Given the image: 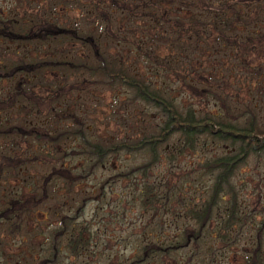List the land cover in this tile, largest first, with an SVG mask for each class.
<instances>
[{"label": "trees", "instance_id": "obj_1", "mask_svg": "<svg viewBox=\"0 0 264 264\" xmlns=\"http://www.w3.org/2000/svg\"><path fill=\"white\" fill-rule=\"evenodd\" d=\"M104 4L108 8H103ZM88 7L104 17L107 30L113 27L110 21L115 14L126 17L129 26L134 24L132 20H141L146 25L143 33L149 35V42L151 39L157 41V32L149 34L151 25L148 22L163 24L166 30L160 34L166 38L161 36L158 40L165 45L166 53L159 55L152 47L147 48L143 55L152 63V69L138 73L117 55L103 54L93 32L97 27L93 24L81 30L41 17L29 20L25 29L0 19V37L4 41L61 39L77 42L87 49L84 58L77 62L44 59L0 63V81L8 84L6 93H0V140L15 145L24 142L26 149L33 152L31 159H23L7 146L0 147V175L4 176L3 166L8 173L16 175L14 163L17 160L23 166L46 156L47 164H51L48 174L37 176L39 184L28 190V197L19 195L0 210V218H3L0 230H18L24 226L21 224L29 213L40 210L51 196L59 198L47 182L53 185L64 182L67 184L66 201L73 205L69 210L72 214L66 211L60 215L53 240L39 258H27L25 264H58L57 254L61 250L73 255L86 251L91 239L89 229L75 217L87 197H79V203L75 204L70 187L81 182L108 158L125 152L145 159L135 168L116 173L112 178L126 177L135 171L147 178L149 173L153 184L146 181L142 184L138 195L141 208L150 209L161 228L168 223L182 227L176 234L177 240L146 243L133 252L125 264H146L147 254H161L171 247L176 249L189 241L201 240L206 225L215 217L219 222L217 237L235 243L239 228L253 218L255 212L252 208L244 209L237 199L234 179L240 167L252 157L264 155V121L259 105L264 95L244 92L252 83L256 86L255 93L264 94V88L260 87L264 86L261 85L264 84V0H103L92 1V6L88 4ZM101 28L99 24L97 32ZM254 51L263 55V63L256 68L250 64ZM207 52L216 57V67L220 68L221 74L215 73L214 67L210 66L215 61L201 59ZM59 66L75 72L82 70L83 74L94 78V82L123 88L130 95L129 101L137 103L139 113L150 118L151 124L135 136L102 137L93 133L82 124L75 111L68 108L71 85L77 84V81L69 82V72L60 77L63 84H45L39 79H31L32 74L42 79L45 72ZM228 74L233 78L243 74L245 86L233 84L234 80L229 79ZM19 76L26 82L17 78ZM14 81L19 82L17 88ZM36 88L45 90L42 99ZM184 90L202 97V106L189 100L181 101L174 95ZM245 94L248 97L242 101ZM211 100L219 102V106L209 108ZM56 103L60 105L58 108H55ZM44 117H49L50 122H44ZM54 118L72 123L60 126ZM47 145L51 151L44 152ZM197 151L199 153L195 155L201 159L187 169L179 166V159L184 154ZM78 155L84 156L79 166L72 161ZM50 161H59V164ZM164 161L170 166L166 172L158 173L156 168ZM167 174L169 179L164 178ZM102 185L97 188L95 197L102 193ZM13 211H16L15 218ZM252 230L240 264H264V220Z\"/></svg>", "mask_w": 264, "mask_h": 264}, {"label": "rangeland", "instance_id": "obj_2", "mask_svg": "<svg viewBox=\"0 0 264 264\" xmlns=\"http://www.w3.org/2000/svg\"><path fill=\"white\" fill-rule=\"evenodd\" d=\"M92 1L103 0H0V19L6 24L12 23L15 27L19 26L25 29L28 28L29 20L35 21L41 17L49 21L52 20L61 26L81 30H86L92 24L98 28L100 24L102 28L98 32L96 28L93 32L97 36L105 56L117 55L124 63L134 67L138 73L151 70L152 63L143 53L149 47H152L156 54L164 55L166 53L165 45L158 40L161 36L166 38L165 35L160 34L166 30L164 25L148 22L151 25L149 34L152 35L153 31L157 32L156 42L152 39L149 42V35L143 33L146 28L144 22L134 19L132 20L134 24L129 26L128 19L121 14L111 16L110 22L113 23V27L111 28L110 25L111 29L107 30L104 17L95 13L92 7H88V4L92 6ZM103 8H108V6L104 4ZM18 33L23 34V32ZM86 54V47L84 48L77 42L71 43V41L66 42L61 39L4 41L0 37V63L44 59H69L70 62H77ZM205 58H208V61L213 60V62L216 60L211 52H207L205 57L201 59ZM221 60L223 61V59ZM250 60L252 68H256L258 64L263 63V55L254 51ZM184 63L186 64V61ZM216 65V61L210 63V66L214 67L213 71L221 74L220 68ZM66 72H69L68 80L70 83L77 81L76 85H71L68 108L74 110L82 124L93 133L102 137H125L129 134L135 136L147 124H151L150 118L147 119L139 113L137 103L129 101L130 95L126 90L117 85L110 87L98 81L94 82V78L83 74L82 70L75 72L66 66H59L52 69L51 72H45L42 79L35 74L31 75V79L33 81L39 79L41 83L45 84L56 82L63 84L60 77ZM229 75L228 78L234 80L233 84L241 88L245 86L243 74H239L238 78ZM20 76L17 78H20L23 83L26 82V79ZM170 79L172 80L171 77ZM6 83V81H0L1 94L6 93L8 89ZM18 84L19 82L14 81L16 88ZM260 87L264 88V86ZM36 89L39 98L42 99L45 96V90ZM255 91L256 86L252 83L244 89V92H252L251 94L254 96L264 95L255 93ZM174 95L178 96L181 101L189 100L195 105H201L202 102V97L189 94L185 90L175 92ZM243 97L242 101H245L248 95L245 94ZM211 102L209 108L219 106V102L214 100ZM259 105L262 108L261 117L264 121V96L260 98ZM59 106L58 103L55 104V108ZM43 121L50 122V118L44 117ZM53 121L58 122L60 126H69L72 123L61 118H54ZM3 146L14 150V153L21 158L28 157L31 159L32 157V150L26 149L27 146L24 142L15 145L11 141L0 140V147ZM44 148V152L51 151L49 145ZM195 153L198 154L199 152L184 154L179 159V166L187 169L198 158L201 159ZM44 157L45 159L41 157L28 165L25 163L23 166H20L17 160L14 163L17 166L16 171L18 173L16 175H14L15 173H8L3 166L2 173L4 176L3 174L0 175V210L9 206L10 202L19 195L28 197V190L33 185L39 184L40 179L37 176L48 174L51 164H47V157ZM83 157V155L75 156L72 161L79 166L78 163L83 160ZM142 158L139 155L120 152L108 158L103 165L95 168L81 182L72 184L69 192L72 193L75 204L79 203V197H87L75 220L88 226L91 239L86 246L87 250H81L78 255L61 250L57 254L58 264H125L126 259H130L133 252L146 243L159 244L161 241L177 240L176 234L182 230V227L168 223L161 228L157 224L158 220L151 216V210H143L139 204L138 195L141 193L142 184L145 181L151 182L152 179L149 173L146 174L147 178L136 171L129 173L126 177L112 178L117 175L116 173H123L135 168L145 159ZM64 161H67V158ZM84 161L86 160L84 159ZM53 163L57 165L59 161ZM168 166L170 164L164 161L158 165L156 170L158 173L166 172ZM164 178L169 179L168 174ZM50 183L48 181L47 185L49 184L48 186L59 198L54 199L51 196L50 201L45 203L40 210L29 213V217L21 224L24 226L18 230L16 228L0 230V264H25L27 258H39L44 248L54 238V231L59 225L60 215L73 209V205L66 201L67 184L64 182H57L55 185ZM101 184H103L102 193L95 197L97 188ZM234 185L238 192L237 199L243 208H252L255 212L253 218L239 228L235 243L228 238L222 241L217 237L219 222L216 221L215 217L206 225L204 237L201 240L195 243L189 241L187 245L176 249L171 247L161 252L162 255L158 253L147 254L146 264H240L242 256L245 255L247 243L250 242L249 236L253 231L252 229L257 226L260 220H264V155L252 157L245 165L241 166L237 178L234 179ZM226 199L227 196L224 197V200ZM260 208L261 210H259ZM68 213L72 214L71 211ZM13 215L15 218L16 211H13ZM2 219L0 218V222ZM236 228L237 226H234V229ZM262 235L264 236V230Z\"/></svg>", "mask_w": 264, "mask_h": 264}]
</instances>
